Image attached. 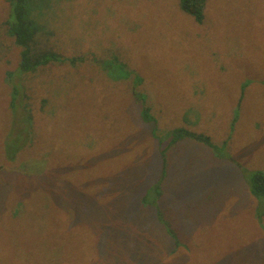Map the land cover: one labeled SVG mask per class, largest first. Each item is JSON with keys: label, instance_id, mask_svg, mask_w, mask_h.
<instances>
[{"label": "rangeland", "instance_id": "rangeland-1", "mask_svg": "<svg viewBox=\"0 0 264 264\" xmlns=\"http://www.w3.org/2000/svg\"><path fill=\"white\" fill-rule=\"evenodd\" d=\"M142 1L143 5H132L144 9L149 23L140 28L129 24L136 36L126 44L123 31L126 35L129 26L120 22L121 15H136L140 11L127 13L131 8L114 0H44L46 6L34 9L36 20L42 17L45 21L36 37L40 46L37 55L49 56L56 49L77 59V65L71 68L76 71L69 73L77 81L71 83L58 77L61 66L70 68L69 64L44 66L34 78L26 75L34 80V97L30 99L32 120L29 117L28 121L32 135L38 138L31 147L9 149L8 157L6 146L15 138L14 125L22 132L26 128L25 124L19 125L20 121L14 123L16 114L7 111L13 123L5 115L6 85L9 87L6 66L11 64L14 72L19 69L22 49L15 40L0 35V221L7 225L18 218L7 235L0 232V264H88V260L93 264H116L110 256L104 259L107 251L101 239L110 234L102 223L105 213L100 205H116L122 212L129 206L136 209L139 193L147 189L137 183L141 167L149 177H161L163 169L187 163L184 177L193 174L194 181L201 185L200 191L193 190L192 178H184L178 170H172L174 177L167 180L172 178L168 170L163 182L167 204L161 206L171 224L182 228L184 242H191L194 235L198 238L199 259H194L191 252L186 264H209L214 261L213 256L224 264H244L246 259L254 258L259 264L264 261V198L252 192L255 178H264V0H207L206 18L197 30L204 33L214 29L216 33L214 37H195L201 43L186 46L187 51L200 47L196 55L185 56L178 51L173 75H168L170 71L165 67L169 55L160 48H171L169 42L175 39L185 41L187 34H178L180 27L196 34L195 23L184 14L179 0ZM10 8V0H0V15ZM245 13L252 15L247 18ZM229 16L237 17L238 22L243 17L250 24L247 28L255 30H243L235 36ZM157 30L162 33L160 39L156 37ZM113 58L122 59L132 76L111 80L101 63ZM197 69L200 74L184 76ZM144 74L147 75L143 79ZM149 74L153 79L159 78L166 88L177 90L182 86L174 101H165L166 107H171V113L165 112L171 115V125L207 139L214 149L195 141V137L168 135L153 136L151 150L145 141L138 154L133 145L126 144L123 147L134 149L136 154L137 182L133 177L122 181L124 170L115 158L117 142L107 136L114 134L120 123L108 132L100 126L104 113L112 116L111 107L104 108L110 97L103 90L109 91L111 100L118 104H114V109L123 112V103L133 100L130 94L138 91L149 95L152 85L145 81ZM176 76L178 80L172 81ZM139 77L142 81L137 84ZM242 90L249 91L246 101L245 94H240ZM93 93L98 102L102 97L104 100L103 109L101 103L97 106L100 121L92 119L89 113L93 109ZM160 94L167 98V94ZM52 95L57 101L41 102ZM190 101L204 106L194 119L183 118L184 112L176 111ZM25 103L28 107L27 100ZM132 104L141 108L139 101ZM43 105L47 108L45 113L40 110ZM60 106L67 113L59 111ZM139 111L125 112L124 116L131 119ZM182 118L190 121L178 122ZM136 120L139 125L145 124L140 118ZM227 120L233 124L229 129ZM218 122H223L222 128ZM49 130L50 139L41 135ZM60 130L66 137L57 136ZM117 135L122 136L123 132L113 137ZM227 138L232 140L223 147ZM165 151L166 165L162 157ZM148 152H152L151 158L146 156ZM15 153V160L9 161ZM71 193L82 194L83 201L75 204L84 211L67 212L62 197L68 198ZM124 250L126 263L135 264L137 257L138 262L142 260V254L131 251L130 246Z\"/></svg>", "mask_w": 264, "mask_h": 264}, {"label": "trees", "instance_id": "trees-1", "mask_svg": "<svg viewBox=\"0 0 264 264\" xmlns=\"http://www.w3.org/2000/svg\"><path fill=\"white\" fill-rule=\"evenodd\" d=\"M12 3V8L8 9L7 11L3 12L0 15V35L8 39L9 41H16V44L22 49L21 53V61L19 64V69H16V72L11 70V64L7 65V78L9 79V87L6 85V91H5V115L6 118L9 117L11 122L14 123L17 121V123L20 121V124L26 125V128L22 129L23 132L17 128L16 125H14V128L12 131L16 132L15 138L12 139L7 147V157L9 154V149H19L21 147L26 146H32L35 139L38 138V136H33L31 131V123L30 120L28 121V118L32 120V98L34 97V80L31 81L28 78H26V75L33 77L36 75V71H40L42 67L48 66L50 64H69L71 67L68 68L66 65L61 66L63 70H61V73L58 75V77L63 78L64 80H67L71 83H76L77 80L73 79L72 76L69 74H73L76 70L71 69L74 68L77 65V59L74 58H68L66 55V52H62L56 49H53L56 51L55 53H51L49 56L47 54L44 55H37L40 51L38 48L40 46L36 43V37L38 33L44 28L45 21L44 18L41 17V19L36 20L34 17L33 12L37 9L43 8L46 6L44 3V0H10ZM116 3L123 4L125 7H130L131 10L125 11L127 13L132 11H140L136 15H130V16H124L121 15L123 19L120 20L123 24L126 26H129V30L127 31V36L125 35V32L123 31V35L125 36L126 42L129 39H132L136 36V32L133 31L130 28V25H133L135 28L140 27H146L148 22V16L147 13H145L144 9L140 7L141 9L138 10V8L134 5H132V2H138L140 5H143V1L139 0H114ZM130 1V2H128ZM207 0H179V5L184 10V14L192 17L194 19V22L196 25L203 24L206 13L204 11V8L206 7ZM37 6V7H36ZM36 8V9H35ZM35 9V10H34ZM124 12V11H123ZM246 17L248 18L249 15L252 14H246ZM230 21V28L231 32L237 36L240 34L243 30H249L254 31V27L247 28L246 25H250L246 21L243 20V17H241V21H235L237 17H231ZM179 24V23H177ZM196 30V34L194 32L190 33L185 28L180 27L179 33L186 32L187 36L185 37V41H189L190 43L187 44L185 41L180 40H174V42H169L172 44L171 48H167L165 45V48H160L162 52L166 51V55H169L168 58H165V67L170 71V74H176V66H177V57H178V51L181 50L182 54L185 56H190L193 54H197V47L195 50L187 51L186 46L187 45H196L198 43H201L200 38H196L200 36L201 34H206L210 37H214L216 30L212 29L210 31H205L204 33H201L197 30V26H194ZM163 30V29H162ZM175 30V28H173ZM158 33H156L157 39L162 38L161 37V31L157 30ZM156 39V40H157ZM192 39L194 40L192 42ZM165 42V41H164ZM163 42V43H164ZM197 46V45H196ZM146 48V47H143ZM169 50V51H168ZM168 51V52H167ZM176 53V54H175ZM175 54V55H174ZM155 55H158L157 53ZM164 55V53H163ZM165 56V55H164ZM167 57V56H166ZM203 58V56H201ZM83 59V58H80ZM81 61V60H80ZM102 66L106 69V73L108 77L113 81H120L123 78L131 77L132 72L129 71L128 65L124 63L122 59L113 58L107 61H104L101 63ZM52 69V68H51ZM175 72V73H174ZM54 73V72H53ZM197 73L200 74L201 70H194L192 72L188 71L184 74L185 77L189 78L190 74ZM147 74L143 75V79L146 77ZM165 79H168L165 76ZM178 80V77L176 76L172 81ZM142 81V78H137V84H140ZM146 83L152 85V90L150 91L149 95L145 94L142 95L141 92L136 91L135 94H130V98L133 99L130 101L129 99L126 101V103H123L122 111L119 112L118 109H114V104L116 102L114 100H111L110 92L107 90H103V93H107L110 97L108 100V104L105 105L104 108L111 107L110 113L112 114L111 117H108L107 114L104 112L103 116V122L100 124L102 130L104 132L111 131L115 128L117 124H119L117 130H114V134H109L108 139L113 140L117 142L115 145L116 155L115 158L118 161L119 164H121L124 173L121 177V180L123 181L125 178L130 179L135 177V170H134V164L135 160L134 157L136 156L134 149L132 148H126L123 147L126 144L133 145L134 148L141 151V148L145 144L146 146L151 150L154 140L153 136H156L158 138L170 136V138H177L180 136L185 137H195V141H202L206 146L213 148L214 146L206 139L203 140L200 139L201 137L198 136V134L192 135L189 132H183L181 129H178V131L173 132L172 131V120L171 115L169 114L171 107H166L165 101H174L176 97L178 96V92L182 89V86H178L177 90L170 89V87H165L162 84V81L159 78H152V76L149 74L147 79L145 80ZM36 83V82H35ZM156 86V88L154 87ZM138 87V86H137ZM245 88V87H244ZM180 89V90H179ZM167 94V98L163 97L160 93ZM248 90H242L240 94H245L246 99H248ZM113 98L115 94L111 93ZM103 94L100 96L102 97ZM100 97V98H101ZM107 98V95H106ZM117 98V97H115ZM31 99V100H30ZM178 99V98H177ZM24 100H27V104H24ZM55 100V96H51L49 100H46L43 98L41 102L44 104L47 101ZM135 101L141 102V108H137L131 105H134ZM101 103V106L103 109L104 100L102 97V100L98 102V98L96 97V94H92V106L93 109L90 110L91 118L92 119H102L97 116L99 113V110L97 108L98 104ZM118 106V104H116ZM157 105L160 106V109L157 108ZM170 106V105H169ZM245 105L242 110H245ZM30 108V110L28 109ZM167 108V109H166ZM203 107H200V104L197 105L196 103H191V101L186 104L183 109L180 107L176 109V111L184 112V117H191L194 119L195 115L199 112V110ZM46 107L43 105L41 106L42 113H45ZM61 110V106L59 108V111ZM140 110L134 118H127L124 116L125 112H134ZM163 110V111H162ZM208 110H211L208 106ZM7 111H11L13 114H16L14 119H11V116L7 113ZM58 111V112H59ZM63 112H66L65 109L61 110ZM155 112V113H154ZM167 114H166V113ZM8 115H7V114ZM67 113V112H66ZM171 113V112H170ZM19 117V120H16V118ZM137 118H140L145 122L144 125H139L137 123ZM183 118L180 119L183 121ZM117 119V122L115 121ZM57 121V120H56ZM74 121V120H73ZM100 121V120H99ZM190 120H184V122H188ZM220 122V121H219ZM218 127H223V122L219 124ZM229 121H226V126L232 127L233 124H229ZM130 126L128 127L127 124ZM142 123V122H140ZM151 124V126H149ZM52 123L48 125V127H51ZM117 132H123V135H117L115 138V134ZM44 137H47L50 139V130L47 132H44ZM58 137L64 138L66 137V134L63 130H60L57 133ZM232 138H227L225 143L223 144V147L225 145L229 144ZM120 147V148H117ZM148 150V149H147ZM45 151V150H44ZM47 151H45L46 153ZM162 154L163 162L166 165L168 152ZM115 153V152H114ZM146 156H152V152H148ZM11 159H8L9 161H13L16 158V153L12 156L10 155ZM194 161V160H193ZM189 165V163H188ZM188 167V166H187ZM186 167L177 166L174 169H168L170 171V174L172 176V180L174 175L172 174V170H178L179 174H182L183 177L186 176L185 173ZM162 174L161 177H158L156 174H152L150 177L147 172L143 170V167H141L140 170V181H138V184H143L147 186L146 192H140L139 197L137 198L138 204L135 209L134 206L127 209L126 211L122 212L116 205H114L113 208L111 206L105 207L103 205H100L105 213V218H103L102 223H104L108 228V233L110 235L103 236V239L101 241L103 242V245L105 247V250L107 251V256L104 257V259L113 258L116 261V264H132L131 261L126 263V255H124L125 250L127 247L130 246L131 251L135 252L136 254H142V260L138 262L139 258H136L135 264H186L185 259L188 257V254L193 253L194 259H199V249L197 247V236L194 235L193 238L188 239L186 242H184L181 238L180 230L182 228L176 227L171 224V220L169 218V215L162 212V208L164 204H167V202L164 199L165 194H167V189L164 186V178L166 172L168 173L167 169ZM181 171H184L181 173ZM167 178V176H166ZM187 179H191V187L193 190L200 191V183L195 182V177L192 174L188 175L187 177H184ZM258 178V179H257ZM255 178L254 185L252 187V192L256 197L264 198V178L261 176ZM165 187V188H162ZM119 187H121V183L119 184ZM194 195V193H193ZM62 200L64 201L67 212H82L84 209L79 207L76 204H79L81 201H83V196L80 193H71L68 198L65 197V195L62 197ZM76 203V204H75ZM129 211V212H128ZM166 211V210H165ZM71 219L73 217H70ZM18 218H16L12 223H7L5 225V221H0V232H4L5 235H7L8 229L11 228V226L16 222ZM145 219L146 222H142V220ZM122 232V233H120ZM114 237V239H112ZM97 240V238H95ZM99 244V242H97ZM173 254V255H172ZM172 257V258H171ZM182 258L184 260H182ZM214 261L210 262L209 264H224L218 259L217 257L213 256ZM246 262H243L244 264H259L256 262L255 258L248 260L246 259ZM88 264H93L91 260H88ZM264 264V261L262 262Z\"/></svg>", "mask_w": 264, "mask_h": 264}, {"label": "clouds", "instance_id": "clouds-1", "mask_svg": "<svg viewBox=\"0 0 264 264\" xmlns=\"http://www.w3.org/2000/svg\"><path fill=\"white\" fill-rule=\"evenodd\" d=\"M185 13V12H184ZM192 18V17H191ZM193 19V18H192ZM193 21H194V19H193ZM195 23V22H194ZM195 26H197L196 24H195ZM202 35V34H201ZM184 116V115H183ZM182 120H178V122H181ZM183 122H184V120H183ZM178 129H181V128H175V127H173V125H172V131L173 132H175V131H178ZM179 132V131H178ZM173 138V137H172ZM204 144V143H203ZM187 163V162H186ZM187 166H188V163H187ZM186 165H184V166H182V167H187ZM173 255V254H172Z\"/></svg>", "mask_w": 264, "mask_h": 264}]
</instances>
